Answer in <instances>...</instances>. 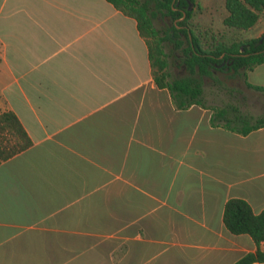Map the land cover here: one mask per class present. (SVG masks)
Returning <instances> with one entry per match:
<instances>
[{
	"label": "crops",
	"instance_id": "obj_1",
	"mask_svg": "<svg viewBox=\"0 0 264 264\" xmlns=\"http://www.w3.org/2000/svg\"><path fill=\"white\" fill-rule=\"evenodd\" d=\"M203 100L175 106L137 20L108 0H0V113L31 140L0 161V264H233L254 250L223 211L230 197L264 208V125H215Z\"/></svg>",
	"mask_w": 264,
	"mask_h": 264
},
{
	"label": "trees",
	"instance_id": "obj_2",
	"mask_svg": "<svg viewBox=\"0 0 264 264\" xmlns=\"http://www.w3.org/2000/svg\"><path fill=\"white\" fill-rule=\"evenodd\" d=\"M108 1L137 20L139 33L148 46L153 79L157 86L168 88L177 108H186L192 103L205 104L203 76L212 74L214 69L236 72L243 68L242 73L247 75L249 70L264 62V32L230 43L216 41L210 48H203L188 22L193 12L189 5L194 0ZM224 3L227 14L223 23L240 29L252 27L264 10V0H225ZM183 11L186 12L184 18L172 22L166 31L153 24V17L159 14L178 19L182 17ZM165 42L171 44L170 50L181 49L182 65L188 71L185 76L169 78ZM245 82L249 87L264 91V83H251L247 79ZM211 108V123L242 134L264 125L263 115L251 118L239 112L238 107L233 104L212 105ZM2 128L10 132L14 142L9 146L0 135V161L31 144L27 132L13 111L0 113V129ZM223 221L230 232L247 233L256 244L254 250L245 252L233 264L264 262V250L260 248V243L264 240V208L255 213L246 199L230 197L224 204Z\"/></svg>",
	"mask_w": 264,
	"mask_h": 264
},
{
	"label": "rangeland",
	"instance_id": "obj_3",
	"mask_svg": "<svg viewBox=\"0 0 264 264\" xmlns=\"http://www.w3.org/2000/svg\"><path fill=\"white\" fill-rule=\"evenodd\" d=\"M224 2L225 0H194V3L189 5L193 12L188 22L203 48H210L216 41L230 43L264 32V10L260 12L257 22L248 29L226 26L223 23L227 14ZM183 18L173 19L159 14L153 17L152 21L157 28L166 31L172 22ZM164 49L167 52L169 78L185 76L188 71L182 65L181 49L170 50L171 44L166 42ZM242 70L243 68H240L235 72L214 69L212 74L203 76L204 97L215 105L233 104L244 113L264 116V91H252L245 86V79L253 83H264V63L258 65L250 75L248 72L244 75Z\"/></svg>",
	"mask_w": 264,
	"mask_h": 264
},
{
	"label": "water",
	"instance_id": "obj_4",
	"mask_svg": "<svg viewBox=\"0 0 264 264\" xmlns=\"http://www.w3.org/2000/svg\"><path fill=\"white\" fill-rule=\"evenodd\" d=\"M189 8H190V7H189ZM185 14H186V12L183 11V15H182V17H180V18H183V17L185 16ZM180 18H178V19H180Z\"/></svg>",
	"mask_w": 264,
	"mask_h": 264
}]
</instances>
